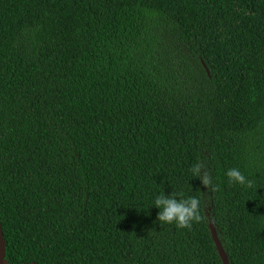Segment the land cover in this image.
<instances>
[{"label": "trees", "instance_id": "trees-1", "mask_svg": "<svg viewBox=\"0 0 264 264\" xmlns=\"http://www.w3.org/2000/svg\"><path fill=\"white\" fill-rule=\"evenodd\" d=\"M173 191L190 229L157 220ZM210 220L264 264V0H0L7 262L222 264Z\"/></svg>", "mask_w": 264, "mask_h": 264}, {"label": "clouds", "instance_id": "clouds-1", "mask_svg": "<svg viewBox=\"0 0 264 264\" xmlns=\"http://www.w3.org/2000/svg\"><path fill=\"white\" fill-rule=\"evenodd\" d=\"M190 171L194 177L201 180L204 188L212 192L217 190L213 186L211 176L203 162H197L192 166ZM226 175L230 184L246 185L248 188L253 187V181L247 179L238 168L229 169ZM177 195L173 191L169 196L161 194L155 198L154 205L160 209L157 220L162 226L174 223L178 229H190L193 223H199L202 219L200 200L196 196L178 199Z\"/></svg>", "mask_w": 264, "mask_h": 264}, {"label": "water", "instance_id": "water-1", "mask_svg": "<svg viewBox=\"0 0 264 264\" xmlns=\"http://www.w3.org/2000/svg\"><path fill=\"white\" fill-rule=\"evenodd\" d=\"M210 232L212 235L213 242L216 246L217 252L219 254V257L222 261V264H229L228 257L226 255V252L223 249V246L218 238L217 231L214 227V224L212 220H210L209 223ZM6 240L3 232L2 225L0 223V264H9L6 260Z\"/></svg>", "mask_w": 264, "mask_h": 264}]
</instances>
